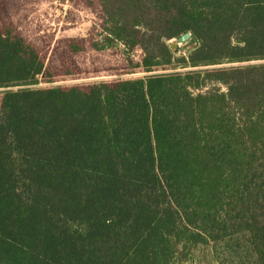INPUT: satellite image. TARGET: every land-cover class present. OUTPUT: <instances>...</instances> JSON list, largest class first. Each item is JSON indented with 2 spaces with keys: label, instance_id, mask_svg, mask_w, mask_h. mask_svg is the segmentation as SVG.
Masks as SVG:
<instances>
[{
  "label": "trees",
  "instance_id": "1",
  "mask_svg": "<svg viewBox=\"0 0 264 264\" xmlns=\"http://www.w3.org/2000/svg\"><path fill=\"white\" fill-rule=\"evenodd\" d=\"M47 1L0 0V264H264V0Z\"/></svg>",
  "mask_w": 264,
  "mask_h": 264
},
{
  "label": "rangeland",
  "instance_id": "2",
  "mask_svg": "<svg viewBox=\"0 0 264 264\" xmlns=\"http://www.w3.org/2000/svg\"><path fill=\"white\" fill-rule=\"evenodd\" d=\"M67 9L68 0H51L50 3L48 1L43 3L40 11L44 10L48 18H51L52 14H55L56 17H64ZM89 18L88 16H84L81 24L70 27L65 32L60 33L59 36L79 37L85 35L89 28ZM186 43L178 44L175 40L169 42L170 47L171 44H175L176 48H181L177 55H184L192 48L191 45L184 46ZM1 92L2 90H0V94ZM183 264H256V260L247 242V238L245 236H238L214 246L194 249Z\"/></svg>",
  "mask_w": 264,
  "mask_h": 264
},
{
  "label": "water",
  "instance_id": "3",
  "mask_svg": "<svg viewBox=\"0 0 264 264\" xmlns=\"http://www.w3.org/2000/svg\"><path fill=\"white\" fill-rule=\"evenodd\" d=\"M189 39H190V34H189V33H185L184 35H182V36L178 39V44H184V43H186ZM171 48H172V50H175V49H176V45H175V44H171Z\"/></svg>",
  "mask_w": 264,
  "mask_h": 264
}]
</instances>
